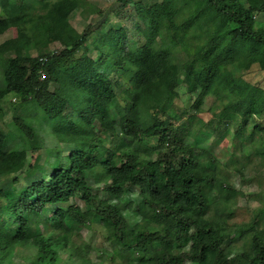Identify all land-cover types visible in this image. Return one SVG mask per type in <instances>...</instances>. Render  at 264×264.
I'll use <instances>...</instances> for the list:
<instances>
[{
    "label": "trees",
    "instance_id": "trees-1",
    "mask_svg": "<svg viewBox=\"0 0 264 264\" xmlns=\"http://www.w3.org/2000/svg\"><path fill=\"white\" fill-rule=\"evenodd\" d=\"M119 1L121 24L95 27L88 0H0V29H16L0 43V106L10 94L23 112L11 132L0 129V181L11 177L0 187V264L21 249L32 253L28 264H89L93 246L78 236L92 224L106 243L98 264H264V189L249 220L231 223L228 206L243 192L193 143L205 126L193 118L212 98L206 124L218 136L231 126L264 160L255 120L264 73L244 78L253 66L264 72V0ZM77 14L86 21L79 35ZM88 45L95 55L82 59ZM180 88L193 96L182 118L171 114ZM137 147L148 149L145 164ZM28 151L29 174L40 176L32 189L16 175ZM87 175L105 197L80 182ZM204 207L210 215L198 223Z\"/></svg>",
    "mask_w": 264,
    "mask_h": 264
},
{
    "label": "rangeland",
    "instance_id": "rangeland-1",
    "mask_svg": "<svg viewBox=\"0 0 264 264\" xmlns=\"http://www.w3.org/2000/svg\"><path fill=\"white\" fill-rule=\"evenodd\" d=\"M92 5L95 6V10L87 17V22L91 23L95 27L99 26L101 23L105 22L107 26H112L115 23L119 22V17L114 15L116 10H119L121 3L119 0H88ZM252 5H257L261 0H248ZM133 7V3L128 4L123 11L129 16L130 10ZM256 20L264 22V13H260L256 16ZM71 24L73 25L75 35H79L84 29L86 21L82 20L78 14L71 18ZM178 34V33H176ZM16 36L15 27L3 28L0 29V43L13 38ZM93 35L89 37L92 39ZM90 42V41H89ZM90 45L84 46V57H93L95 52L89 48ZM52 49H58V44H53ZM28 54L31 56L36 55L35 50L29 49ZM81 55V54H80ZM82 60L79 59L78 64ZM264 72H259L257 66H253L250 69V72L244 74V78L251 81H258L263 77ZM51 90L56 89V85L50 86ZM179 97L176 100V110H172L171 114H176L179 118L186 117L187 114L183 113L182 109L189 106L193 101V96L188 93L183 92V89H179ZM213 99L208 98L204 104L203 111L199 113L195 118L194 122L203 121L204 127L199 129L196 133L194 139V144L200 148H204L212 151L215 159L212 161V166L217 169L219 174L223 176L227 183L243 192V195L237 197V200L234 204L228 206L229 209V221L231 223L248 221L252 215V210L258 205V196L257 193L264 189V160L261 155L255 153L251 146L241 148V143H243V135L236 134L231 126L229 129L222 135L218 136L215 133V126L212 124H206L207 120L211 116V112L208 108L211 106ZM18 99L14 96L7 95L4 98L3 103L0 106V129L4 132H11L12 130V121L13 116L21 115L23 112H20L16 106L18 105ZM32 110L29 109V113ZM27 112V113H28ZM255 120H258L260 126L264 125V116L262 118L255 117ZM242 124L241 120L238 123ZM254 126V120H249L246 124L247 132L251 131ZM106 130H111L118 132L117 126L114 125H104ZM261 134V132H260ZM258 132H254V139L258 137ZM8 140V138H7ZM68 147V145H63V148ZM134 147V146H133ZM137 150L144 153L142 158L139 159L140 163L145 164L147 158L145 155L148 153V149L138 148ZM264 150L263 146L258 147V151L262 152ZM36 154L28 151L27 158L22 162L20 168L17 170V177L19 179V185L27 186L30 189L34 188V184L39 181V174H29L35 162ZM43 161V160H42ZM38 167H43L42 164ZM241 175H244L242 177ZM10 178L3 179L0 181V187L6 188L11 185ZM81 183H86L90 185L94 190L99 192L101 197H105L106 194L102 189V182H95L92 175H87L84 179L80 181ZM132 197L134 202L140 203L144 199V195L140 194L137 190H132ZM80 203V202H78ZM210 208L204 207L197 211V214L200 216L198 223H202L207 216L210 215ZM103 232L101 226L98 224H92L89 227H85L80 231V236L78 239L87 241L92 244V249L90 255L87 256L89 264H98L100 260H108V257L105 254L101 253V250L105 248L106 243L102 236ZM235 244H239L235 242ZM21 252L14 254L13 262L14 264H28L32 253L30 251H25L21 249ZM235 251V250H234ZM238 250L236 249V252ZM186 264H190L187 262Z\"/></svg>",
    "mask_w": 264,
    "mask_h": 264
}]
</instances>
